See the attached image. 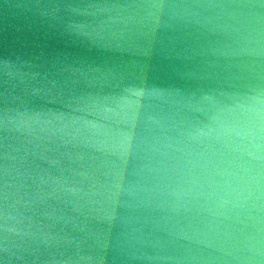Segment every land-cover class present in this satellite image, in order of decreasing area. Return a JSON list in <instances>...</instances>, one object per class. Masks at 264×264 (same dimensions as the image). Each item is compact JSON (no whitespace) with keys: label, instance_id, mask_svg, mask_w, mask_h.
<instances>
[{"label":"water","instance_id":"1","mask_svg":"<svg viewBox=\"0 0 264 264\" xmlns=\"http://www.w3.org/2000/svg\"><path fill=\"white\" fill-rule=\"evenodd\" d=\"M258 91L264 0H0V264H264L193 199Z\"/></svg>","mask_w":264,"mask_h":264},{"label":"clouds","instance_id":"2","mask_svg":"<svg viewBox=\"0 0 264 264\" xmlns=\"http://www.w3.org/2000/svg\"><path fill=\"white\" fill-rule=\"evenodd\" d=\"M213 125L196 157L200 178L193 199L241 230L264 235V91L221 106Z\"/></svg>","mask_w":264,"mask_h":264}]
</instances>
